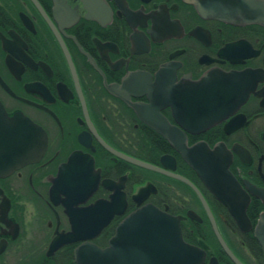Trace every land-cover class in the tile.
<instances>
[{"label":"flooded vegetation","instance_id":"flooded-vegetation-1","mask_svg":"<svg viewBox=\"0 0 264 264\" xmlns=\"http://www.w3.org/2000/svg\"><path fill=\"white\" fill-rule=\"evenodd\" d=\"M0 264H264V0H0Z\"/></svg>","mask_w":264,"mask_h":264},{"label":"water","instance_id":"water-1","mask_svg":"<svg viewBox=\"0 0 264 264\" xmlns=\"http://www.w3.org/2000/svg\"><path fill=\"white\" fill-rule=\"evenodd\" d=\"M21 120V118H19ZM24 120V119H23ZM17 121V120H16ZM24 124L26 129L30 131V148H31V153L29 158H25V163H33L36 162L45 147V137L42 133V131L35 126L34 124L27 122L24 120ZM17 128H16V137H17ZM196 147H193V150ZM198 149V148H197ZM179 152H181L183 155L186 154L185 158L187 157V153H189L187 149L184 147H179L178 148ZM188 163L196 170L199 171V166L195 163L194 160H188ZM17 162V161H16ZM21 162V161H20ZM143 168H146L148 170H156L154 167L145 164V163H139ZM220 176L217 175V182L216 184L212 181V185L218 186L221 185L220 182ZM219 179V180H218ZM209 185V183H208ZM215 195H217L216 191H212ZM230 214L236 219L240 221H243L245 219V209L240 208L238 210H233V209H228ZM130 219L132 221L129 222L131 225H136L137 227L141 228V230L137 231V234H140V238L143 241H147L149 238H153L149 241L157 242L156 234H177V227H175V232H172L170 227L175 225V222L173 219L170 217L160 213L158 210L154 209L151 206H145L133 215L130 216ZM134 219V220H133ZM145 257V256H144Z\"/></svg>","mask_w":264,"mask_h":264}]
</instances>
